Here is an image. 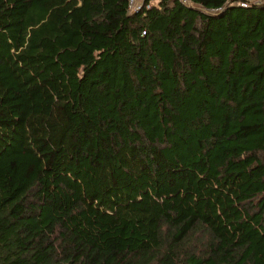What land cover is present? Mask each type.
Returning a JSON list of instances; mask_svg holds the SVG:
<instances>
[{"label": "trees", "instance_id": "trees-1", "mask_svg": "<svg viewBox=\"0 0 264 264\" xmlns=\"http://www.w3.org/2000/svg\"><path fill=\"white\" fill-rule=\"evenodd\" d=\"M189 1L0 0V264H264V6Z\"/></svg>", "mask_w": 264, "mask_h": 264}, {"label": "built area", "instance_id": "built-area-1", "mask_svg": "<svg viewBox=\"0 0 264 264\" xmlns=\"http://www.w3.org/2000/svg\"><path fill=\"white\" fill-rule=\"evenodd\" d=\"M144 1L145 0H128V11L132 12L140 9L144 5ZM180 1H182L184 4H191L189 0H180ZM233 3L240 7H248L250 5L264 6V0H235ZM146 6H149V4H147Z\"/></svg>", "mask_w": 264, "mask_h": 264}]
</instances>
